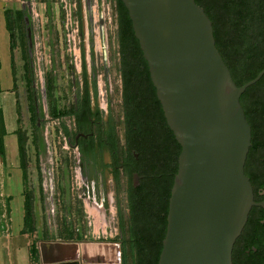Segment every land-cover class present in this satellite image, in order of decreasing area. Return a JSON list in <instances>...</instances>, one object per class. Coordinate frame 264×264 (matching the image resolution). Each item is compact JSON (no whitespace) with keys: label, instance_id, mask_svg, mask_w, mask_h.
<instances>
[{"label":"rangeland","instance_id":"obj_1","mask_svg":"<svg viewBox=\"0 0 264 264\" xmlns=\"http://www.w3.org/2000/svg\"><path fill=\"white\" fill-rule=\"evenodd\" d=\"M11 3L14 10L23 8L28 18L31 47L25 30L22 43L21 32L19 37L15 33V92L0 94V111L7 133L6 161L0 166V213H6V220L10 217L12 221L10 230L7 225H0L1 264L13 257L15 241L25 250L26 239L12 237L21 224L30 239L31 264L41 263L39 253L31 249L41 241L118 243L117 205L112 195H118L126 225L124 178H120L117 191L106 175L107 206L103 208L92 201L79 177L76 153L67 146L60 131L62 122L70 126L66 113L73 109L75 98L80 97L84 80L94 89L91 101L99 108L102 120L111 121L117 137L122 131L116 2L12 0ZM6 82L3 78V87ZM56 112L60 114L57 118L53 116ZM15 131L22 138L19 155ZM24 196L29 215L23 225ZM123 239L128 241L126 229ZM127 257L126 264H131L129 253Z\"/></svg>","mask_w":264,"mask_h":264},{"label":"water","instance_id":"obj_2","mask_svg":"<svg viewBox=\"0 0 264 264\" xmlns=\"http://www.w3.org/2000/svg\"><path fill=\"white\" fill-rule=\"evenodd\" d=\"M120 1L180 147L157 264H231L253 205L243 170L251 128L240 97L264 69L237 87L215 47L212 23L194 0ZM112 246L119 252V244Z\"/></svg>","mask_w":264,"mask_h":264},{"label":"trees","instance_id":"obj_3","mask_svg":"<svg viewBox=\"0 0 264 264\" xmlns=\"http://www.w3.org/2000/svg\"><path fill=\"white\" fill-rule=\"evenodd\" d=\"M200 6L212 23L215 47L217 48L224 64L228 68L231 78L237 87L252 80L262 69H264V16L258 17V39L257 45H246L240 47H224L221 35L220 0H194ZM245 3L252 1L259 14L264 11V0H243ZM116 21H117V42L120 58V74L122 79V104L126 137L130 141V148L136 149L141 159L147 163L140 171L144 175V182L141 190L144 195L136 200L130 209L136 224L129 226L127 230L128 241L119 240L121 252V263H127L129 253L131 264H157L161 251V242L165 233V217L167 212V198L169 186L176 172V157L180 147L174 140L171 131L168 129L159 102L155 97L154 89L149 81L147 66L142 58L138 42L133 36L131 23L120 0H115ZM207 6V7H206ZM22 10L7 9L5 11L6 28L10 34L12 72L13 50L16 47L15 33L21 32V43L25 38V25ZM22 28V30H21ZM20 40V39H19ZM241 57V59H236ZM84 73V72H83ZM15 86V83H14ZM86 105L88 109L87 81L83 82ZM257 98L259 112L264 110V75L254 85L248 87L240 97V104L243 108L245 119L251 128L253 136L254 121V100ZM18 104V101H17ZM18 114V111H17ZM67 115H75L72 111ZM96 115H98L96 113ZM19 116V115H18ZM59 117L58 112L53 114ZM19 123V122H18ZM63 131L66 127L63 126ZM17 138L18 155L22 153V138L15 131ZM5 131L0 111V156L5 158V146L3 137ZM22 172V165L20 164ZM23 177V173H22ZM162 182L167 183L163 186ZM140 190V189H139ZM138 190V191H139ZM135 196V197H134ZM138 192L130 194V202L137 198ZM23 225L29 215L28 200L24 196L23 202ZM152 209L155 210L151 211ZM156 214V215H155ZM154 222L150 219L153 217ZM154 224H153V223ZM156 226V232L151 233V227ZM23 232V230H22ZM129 243L127 248L126 244ZM32 251L37 252L35 246ZM30 250V249H29Z\"/></svg>","mask_w":264,"mask_h":264},{"label":"flooded vegetation","instance_id":"obj_4","mask_svg":"<svg viewBox=\"0 0 264 264\" xmlns=\"http://www.w3.org/2000/svg\"><path fill=\"white\" fill-rule=\"evenodd\" d=\"M220 1L221 8L219 15L221 19L222 44L224 47L234 46L244 48L246 45L256 46V41L258 39V17L259 15L264 16V11L259 14L252 1H248L247 3L243 0ZM261 47L264 49V46H260V48ZM236 59H241V57ZM120 80L122 131L119 137H117L111 121L109 120L107 123L104 122L99 108L96 104H92L91 93L94 89L93 87L90 89L88 83L89 112L87 113L84 111L86 101L84 89L82 88L80 97L75 98L74 101L72 111L75 115H68L70 126L62 122L60 131L67 146L76 153L79 177L81 178L83 187L87 189V195L91 197L92 201L95 203L97 201L103 208L107 206L109 200L106 193V175L109 176L111 182L115 184L117 191V184L120 178H124V198L127 208L126 225H124L123 216L120 211L118 195L113 196L111 194L112 197H115V204L117 205L115 213L119 240H122L125 229L128 230L130 225L137 223L135 222L137 220H135L131 213L130 203L131 205L134 202L136 203V200L144 195L141 190V185L145 178L140 171L147 163L141 159L136 149L129 147L130 141L126 137L123 115L121 74ZM149 81L151 83L150 77ZM258 109L257 98H255L253 136L251 137V145L243 168L244 175L248 178L251 185L253 205L249 210L246 222L240 234L232 246L231 264H264V110L259 112ZM37 113L38 110L35 109V120L38 124L39 118ZM96 113L98 115H96ZM63 126L66 127V131H63ZM174 176L169 186V196ZM162 184L163 186L167 185V183L164 182H162ZM136 191L138 192L137 198H134L132 202H130V194ZM169 196L167 198V211ZM112 197L110 196V203H113ZM151 211L155 213L154 209ZM154 219H156V216L150 220L154 222ZM155 232L156 226L151 227V233L154 234Z\"/></svg>","mask_w":264,"mask_h":264},{"label":"crops","instance_id":"obj_5","mask_svg":"<svg viewBox=\"0 0 264 264\" xmlns=\"http://www.w3.org/2000/svg\"><path fill=\"white\" fill-rule=\"evenodd\" d=\"M12 0H0V94L3 91L7 92H15L14 83L15 76L12 72V54L10 50L11 40L10 34L6 28V20H5V11L7 9H12ZM15 50V48H14ZM13 50V55H14ZM3 78L7 80L6 86L3 87L2 81ZM16 104H17V98ZM5 136L3 137L4 146H5ZM17 144V138H16ZM5 153L7 154V148L5 147ZM3 160L0 156V166H2L6 161ZM20 169V168H19ZM12 171V170H10ZM22 177V171H21ZM9 201L11 200V196L7 197ZM23 199V198H22ZM11 203V201H10ZM16 208L14 207V210ZM10 210V208H9ZM11 214V210H10ZM23 218V214L22 217ZM0 221L7 225V228H11L10 223H12L11 218L9 217L8 221L6 220V213H0ZM23 221V220H22ZM23 226L17 229V232L12 235V237H24L26 239L25 242V250L24 248H19L17 241H15V252L13 257H10L8 260H5V264H31V257L29 251L30 239L29 237L22 232ZM11 237V236H10ZM118 244L113 241H100V242H47L41 241L36 247L37 252L40 256V264H122L121 263V252H117V249L112 246ZM23 249V250H22ZM2 263V259L0 258V264Z\"/></svg>","mask_w":264,"mask_h":264}]
</instances>
